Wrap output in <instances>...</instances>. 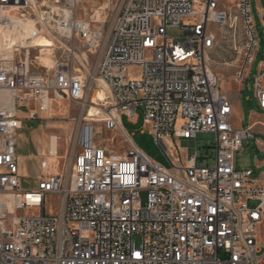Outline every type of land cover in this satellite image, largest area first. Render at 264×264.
Here are the masks:
<instances>
[{
	"label": "built area",
	"instance_id": "built-area-1",
	"mask_svg": "<svg viewBox=\"0 0 264 264\" xmlns=\"http://www.w3.org/2000/svg\"><path fill=\"white\" fill-rule=\"evenodd\" d=\"M77 5L0 0V264H264V184L252 169L236 168L254 128L234 125V103L207 60L215 41L210 25L227 24L230 12L221 0H123L105 32L103 9L101 18L96 10L84 19ZM237 6L245 42L233 81L242 82L258 36L251 0ZM261 18L264 28V11ZM28 24L33 38L57 43L51 66L42 47L21 43ZM170 28L182 34L170 36ZM99 81L107 99L90 116ZM254 87L264 111V60ZM58 101L77 102L87 115L65 151L68 164L44 154L37 187L29 189L19 129ZM139 108L171 166L143 151L124 127L122 117L137 122ZM100 123L127 149L99 146ZM200 133L215 136L212 165H199L205 158L197 152L184 162L176 144ZM48 195L58 203L47 212Z\"/></svg>",
	"mask_w": 264,
	"mask_h": 264
},
{
	"label": "rangeland",
	"instance_id": "rangeland-1",
	"mask_svg": "<svg viewBox=\"0 0 264 264\" xmlns=\"http://www.w3.org/2000/svg\"><path fill=\"white\" fill-rule=\"evenodd\" d=\"M122 1L78 0V16L90 19L96 10L99 15L100 10L103 9L105 18H107L105 23V32H107ZM238 2L239 0H221V6L230 12V19L227 24L222 26L210 25V31L214 35L215 41L209 51L207 60L211 69L221 78L222 90L229 95L234 103V125L236 127H247L255 115L264 114V111L259 106L254 87V77L259 72L260 64L264 60V28L261 18L264 10V0H251L258 46L255 59L249 68L248 78L242 82L233 81V75L239 64L245 42L243 22L237 6ZM168 34L177 36L181 35L182 31L179 28H170ZM43 58L44 55L41 52V59ZM44 61L50 63L52 60ZM132 71L135 73L137 68H133ZM69 110L70 113H68ZM87 110L88 108L81 106L77 102L58 101L50 112L41 115V117L31 119L28 116L25 119L19 129L18 148L25 187L29 189L37 187L38 169L31 156L32 150L35 153H38L40 149L41 153L50 152L57 157L59 162H62L63 158L66 157V149L69 148L71 150V147L74 146V134L84 115H87ZM137 113L139 115L137 122H131L127 116L122 117L124 127L133 135V139L143 151L163 165L171 166L162 147L145 126L143 110L139 108ZM97 130L96 143L99 146L118 151L127 149V145L124 144L118 132L116 134L107 131L101 123L98 124ZM34 135L37 137L36 140H34ZM260 137L264 138V135H260ZM214 143L215 136L211 133H200L196 141L194 139L176 141V144L180 147L184 162L196 152L198 157L205 158L203 163L201 160L198 161L199 165H212L214 163ZM207 157L211 159L208 161ZM263 162L264 153L256 146L254 140H245L243 147L236 153V168L239 170L253 169L254 176H258L264 170ZM62 163L68 164V161L65 160ZM142 199L145 201L146 193H142ZM57 203L58 197L56 195H48L46 202L47 212L50 211L49 208H55ZM249 204L254 207L258 202L250 201ZM259 230L263 237L264 225L260 226Z\"/></svg>",
	"mask_w": 264,
	"mask_h": 264
},
{
	"label": "bare ground",
	"instance_id": "bare-ground-1",
	"mask_svg": "<svg viewBox=\"0 0 264 264\" xmlns=\"http://www.w3.org/2000/svg\"><path fill=\"white\" fill-rule=\"evenodd\" d=\"M97 16L99 18H101L100 15H98V13H97ZM34 33H35V27H33L31 24L30 25L28 24L26 26L25 30L20 35L21 43L31 44V45L34 44L36 46L42 47L41 52H43V55H44V58L42 60L43 61L44 60H46V61L52 60L50 63L44 61L45 64H47L48 66H51L53 63V59L51 57L52 47L56 46L57 43L51 37H46V38L41 37V38H37V39L33 38ZM29 38H31V39H29ZM98 84H99V88H97L95 90V92L93 94L92 101H91L92 109L90 110V116L96 114V111H97L96 106L97 105L99 106L101 101H106V99H107V90H106V86H105L104 82L99 81ZM1 99L4 102H8L9 94L7 91H3L1 93ZM33 211H35V210H33ZM28 212H32V211L29 210Z\"/></svg>",
	"mask_w": 264,
	"mask_h": 264
},
{
	"label": "crops",
	"instance_id": "crops-1",
	"mask_svg": "<svg viewBox=\"0 0 264 264\" xmlns=\"http://www.w3.org/2000/svg\"><path fill=\"white\" fill-rule=\"evenodd\" d=\"M250 125H253L254 133H255V138L254 139H251V140H254L256 146L264 153V138L260 137V135H264V114H262V115L261 114L255 115L253 117L251 123L248 126H250ZM36 139H37V137L34 135V140H36ZM60 148H61V146H60ZM47 153L48 152L41 153V149H40V151L38 153H35L32 150L31 156L33 157L34 162H35V165H36V167L38 169V175L40 173V169H39L40 159L42 158V156L44 154L46 155ZM262 165H264V162L262 163ZM256 177L258 178V180H259V182L261 184H264V170L258 176H256ZM262 225H264V221H263V223L260 226H262ZM259 236H260L259 239H263L264 238V236L262 237L261 234H259Z\"/></svg>",
	"mask_w": 264,
	"mask_h": 264
}]
</instances>
